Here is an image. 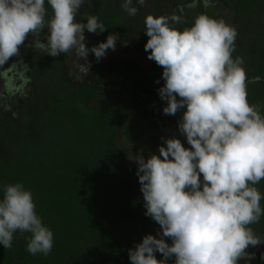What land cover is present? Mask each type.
I'll return each instance as SVG.
<instances>
[{
	"label": "clouds",
	"instance_id": "clouds-1",
	"mask_svg": "<svg viewBox=\"0 0 264 264\" xmlns=\"http://www.w3.org/2000/svg\"><path fill=\"white\" fill-rule=\"evenodd\" d=\"M90 2L0 0V66L20 55L29 35L31 46L51 57L74 50L86 60L91 52L99 62L107 50L115 51L113 34L86 46L85 30L106 31L94 14L85 13L86 23L77 20ZM134 3L146 0H121V8L135 16ZM180 23L175 15H147L144 49L163 69V113L183 110L178 130L190 147L177 137L163 138L158 155L131 156L145 215L160 229L144 235L128 256L131 264H238L249 246L262 242L250 225L264 216V193L256 187L264 180V113L249 103L244 60L233 57L235 27L206 14L182 30L175 26ZM0 192V246L11 250L15 234L26 232L28 253L49 255L54 233L37 214L31 190L18 182L0 186Z\"/></svg>",
	"mask_w": 264,
	"mask_h": 264
},
{
	"label": "trees",
	"instance_id": "trees-1",
	"mask_svg": "<svg viewBox=\"0 0 264 264\" xmlns=\"http://www.w3.org/2000/svg\"><path fill=\"white\" fill-rule=\"evenodd\" d=\"M186 1L190 0H182ZM253 2L259 3V0ZM233 5L256 18L257 12L250 0H235ZM45 7L50 16L52 9L47 4ZM85 13L98 16L106 28L99 34L85 30L87 47L104 42L113 34L118 44H126L148 56L144 46L149 38L141 40L130 35L129 30L123 28L122 17L111 16L98 4L80 12L79 22L86 23ZM200 14L216 18L212 11L187 12L183 27H190ZM261 49L264 57V47ZM263 57L254 59L256 70L246 76L248 101L261 106L262 113ZM87 59L98 84L127 93L142 125L171 129L182 116L183 110L175 115L163 113L166 102L158 95V89L164 84L163 69L155 61L147 69L137 61L97 62L91 52ZM65 60L64 54L51 57L40 51L26 56L35 89L30 97L47 100L43 119L38 124L43 126L33 138L23 130L29 140L15 146L13 157L18 161L15 163L11 158L9 168L0 153V186L19 182L31 190L37 214L54 233V245L49 255L33 256L26 250L30 234L17 232L18 240L11 250L0 246V264H131L128 250L142 242L144 235H155L160 226L145 215L144 200L139 197L137 169L126 163L125 152L116 145L123 113L110 102L92 105L98 94L90 87L73 91L64 84L61 76ZM256 78L257 81H253ZM25 118L28 119L26 125L1 118L0 138L29 126L32 120L27 114ZM127 135L132 143L137 144L142 139L141 134L132 130ZM256 187L264 193V180ZM2 195L0 192V197ZM261 205L264 207V200ZM256 223L263 235L264 216ZM156 255L157 259L162 258V254ZM98 258L102 259L101 263L97 262Z\"/></svg>",
	"mask_w": 264,
	"mask_h": 264
},
{
	"label": "rangeland",
	"instance_id": "rangeland-1",
	"mask_svg": "<svg viewBox=\"0 0 264 264\" xmlns=\"http://www.w3.org/2000/svg\"><path fill=\"white\" fill-rule=\"evenodd\" d=\"M159 1L160 0H146L145 5L140 6L134 3V6L146 13V16L149 14L161 16L162 13L158 12V8L154 6L155 4H159ZM221 1L222 3L218 2L219 6L216 7L217 9L216 11H213V13L216 16V19H223L226 23L234 27V25L237 24L236 13L234 9L227 4L228 0ZM206 3L207 0H200V2H198V8H200L201 5H206ZM97 4H101L111 16L122 17L127 14L121 8V0H91L90 3L81 6L80 11H86ZM245 4L247 3L245 2ZM185 8L188 12H194L193 5H186ZM139 10L135 16H129L127 14L123 26V28L131 31L134 36L146 35L144 32L145 18L139 14ZM162 16H164V13ZM165 16L170 17L169 14H165ZM259 18L264 21V8H261ZM242 27L245 28L244 25ZM243 30L244 29L237 30V40L244 35H242ZM261 31L263 35L258 33L259 40L256 43L260 48H263L264 27ZM46 34L47 29L45 28L39 37L42 42L45 40ZM32 40L33 37L29 35L24 45L20 46V55L18 57L14 56L10 58L5 65L0 66V119L5 118L11 120L15 124L26 125L28 122V119L25 118L27 114L32 120V123H30L29 126H25L22 130L0 138V153L7 168L11 166V158H13L12 160L15 163L18 161L17 157H13L16 152L15 146L18 145L19 142L26 143L27 140H29V137H27V134L23 130L25 129L28 131L31 138H33L37 134L38 129L43 126V124H40L39 126L38 124L41 123L39 121H42L43 112L47 107V100L44 97L36 100L31 99L30 97L31 94L35 92V89L32 86L33 80L29 76V66L26 64L25 58L30 52L40 51L45 53L41 49L31 46ZM237 40L236 42H238ZM63 54L66 55L65 65L61 76L64 84L70 86L73 91H79L83 87H90L98 94L97 98L91 102L92 105L96 106L104 102H110L123 113L124 119L121 123L120 130L117 132L116 145L119 149L125 152L126 163L130 167L137 169V164L130 159L132 155L134 156L141 152L143 155L145 153L147 155L152 153L158 155L159 146L164 143L163 138L177 137L181 139L185 147H190V145L187 144L186 139L180 135L178 123L171 129H159L155 126L142 125L137 119L136 113L128 100L126 92L98 84L96 78L91 72V65L88 59L79 58L74 50ZM248 54L249 56L246 55L245 60L249 59L250 53ZM115 59L140 61L146 64L152 63V60L148 59L144 54L132 49H127L124 45L118 43L116 44L115 51L110 49L107 51V55L101 60L103 62H110ZM130 130L142 135V139L139 143L136 144L130 142L127 135ZM139 197L143 200V194L141 192L139 193ZM250 227L256 235L260 234L258 224H252ZM17 240L18 236L15 235L13 246L16 244ZM97 262L101 263L102 259L98 258ZM238 264H264V239L261 243L255 246H249Z\"/></svg>",
	"mask_w": 264,
	"mask_h": 264
},
{
	"label": "flooded vegetation",
	"instance_id": "flooded-vegetation-1",
	"mask_svg": "<svg viewBox=\"0 0 264 264\" xmlns=\"http://www.w3.org/2000/svg\"><path fill=\"white\" fill-rule=\"evenodd\" d=\"M235 0H228L227 4L232 8L234 9L235 13H236V18H237V21L234 25L235 29L238 30V29H244L243 32H242V35L241 38L239 37L238 38V42H236V50L235 52L233 53V57L235 58L236 56H239V57H242L243 60H244V64H243V67L245 69V72H246V76H248V74H251L252 72H254L256 70V66L254 65L255 63H253L255 60H259V58H262L263 55H262V49L258 46V44L256 43L259 38H258V33H261L263 27H264V22H263V25L262 26H259V23L257 22L256 23V19L259 17V13L261 11V8H264V3H263V0H259V3H254L253 0H250L252 3H253V9L256 10L257 12V15H256V18H252L251 16L249 17L247 14L245 13H242L240 11V8L237 7L236 5H233ZM256 1V0H254ZM198 2H200V0H190V1H186V2H182V0H160L159 1V4H155L154 6L156 8H158V11L164 9L165 11H167L169 8H172V6H174V12L171 14L169 11H168V14L169 16H179L181 18V25L179 28H182L184 25H185V14L184 12L188 11H184V9H186V5H193V11H196V10H203V11H216V7H218V2L222 3L221 0H207V3L206 5H201L200 8H198ZM98 5V4H97ZM103 7V6H102ZM169 7V8H168ZM182 7V8H181ZM263 10V9H262ZM139 14H141V16H144V18L146 17V13H144L143 11L139 10ZM180 11V13L178 12ZM81 12V11H80ZM126 16L127 14H125V16H122V19H124V24H125V21H126ZM165 16V14H164ZM183 16V17H182ZM245 22V23H243ZM244 25L245 28H243L242 26ZM177 27V25H175ZM129 34L131 33V31H128ZM262 34V33H261ZM132 35V34H130ZM263 35V34H262ZM134 38H140L141 40H144V39H148L149 37H147L146 35L144 36H134ZM124 46L127 48V49H132L130 48L128 45L124 44ZM134 50V49H132ZM136 51V50H135ZM249 51V52H248ZM137 52H140V51H137ZM141 54H143L142 52H140ZM250 53V57H249V63L248 64V60H245V56H249ZM145 55V54H144ZM146 56V55H145ZM262 56V57H261ZM148 57V56H147ZM255 59V60H254ZM264 59V57H263ZM112 61V60H111ZM120 61H127V60H120ZM252 61V62H250ZM141 66L143 67H146L147 69L151 66V64L154 62L152 60V63L151 64H146V63H142L140 61H137ZM258 78L256 79H253V81H257ZM252 80V79H251ZM178 122H176L175 124H177ZM174 124V125H175ZM254 224H257V223H254ZM260 227H259V233H260ZM258 236L261 240L264 239V234L263 235H256Z\"/></svg>",
	"mask_w": 264,
	"mask_h": 264
},
{
	"label": "crops",
	"instance_id": "crops-1",
	"mask_svg": "<svg viewBox=\"0 0 264 264\" xmlns=\"http://www.w3.org/2000/svg\"><path fill=\"white\" fill-rule=\"evenodd\" d=\"M168 8H169V7H168ZM174 8H175V7L172 6V8H169L167 11H165L164 9H162V10H160V11H158V12L162 13L161 16L163 15V13H164V14H168V11L172 14V13L174 12ZM172 11H173V12H172ZM184 11H186V9H184ZM178 12L180 13V11H178ZM187 12H188V11L184 12V14H185V20H186V13H187ZM194 12H195V11H194ZM194 12H193V13H194ZM188 13H191V12H188ZM182 17H183V16H182ZM256 20H257V22L259 23L260 26L263 25V22H264V21L260 20L259 17H258ZM257 22H256V23H257ZM244 35H245V34H244Z\"/></svg>",
	"mask_w": 264,
	"mask_h": 264
},
{
	"label": "water",
	"instance_id": "water-1",
	"mask_svg": "<svg viewBox=\"0 0 264 264\" xmlns=\"http://www.w3.org/2000/svg\"><path fill=\"white\" fill-rule=\"evenodd\" d=\"M161 76H162V74H161Z\"/></svg>",
	"mask_w": 264,
	"mask_h": 264
}]
</instances>
